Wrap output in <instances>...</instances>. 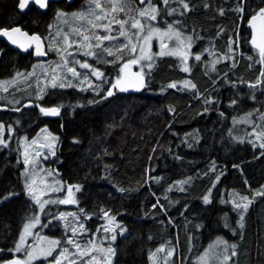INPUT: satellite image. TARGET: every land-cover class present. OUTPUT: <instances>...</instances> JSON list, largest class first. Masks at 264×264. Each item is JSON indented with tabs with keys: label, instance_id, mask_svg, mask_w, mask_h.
Instances as JSON below:
<instances>
[{
	"label": "trees",
	"instance_id": "trees-1",
	"mask_svg": "<svg viewBox=\"0 0 264 264\" xmlns=\"http://www.w3.org/2000/svg\"><path fill=\"white\" fill-rule=\"evenodd\" d=\"M132 1L138 6V0ZM82 2L60 1L52 3L44 13L36 9L19 13L14 7L16 0H0V25L12 23L29 34L44 37L57 8L72 12ZM205 2L211 7L203 8ZM234 3L235 0H192L193 9L183 16L161 13V27L165 21L178 19L181 30L194 37L192 52L208 49L201 61L190 58L189 73L182 71L177 59L165 57L157 61L150 75L146 71L144 89L117 92L105 101H99L91 90L64 88L48 90L41 100H23L15 106L0 103V121L15 129L8 147L0 146V192L13 189L22 193L24 165L19 140H32L46 127L59 138L54 164L60 179L65 184L82 186L78 206L90 210L87 224L93 228L91 233L98 232L101 222L96 216H100L101 208L110 209V214L128 230L115 242L113 264H150L149 252H157L169 241L175 250L174 264H196L206 245L217 237L237 245L238 254L229 264H264V199L254 200L246 213L245 226L240 229L235 224L237 213L229 195L232 191L252 195L240 171L232 167L234 163L241 165L251 188L264 184V159L253 160L264 149L240 144L229 136L232 117L260 110L264 104L259 90L254 101L245 98L238 105L228 103L239 90L248 92L247 85L240 81L253 80L260 67L256 59H247L256 54L244 40L247 22L228 11ZM258 3L251 0L252 7ZM220 7L226 10L224 16L218 14ZM237 25L241 40L236 51L229 53L227 37L233 35L235 39ZM219 28L225 32L218 36ZM0 49V79L28 71L37 62L32 53L21 55L2 40ZM221 56L226 60L217 62L215 71L205 74L208 62ZM52 57L47 52L46 60ZM101 68L109 77L116 72L112 66ZM224 74L236 85L225 82ZM184 80L196 84V90L167 87L170 82L179 84ZM195 91L202 95H194ZM206 96L218 102L205 105ZM93 98L98 102L90 104ZM27 103L32 105L27 107ZM56 104L62 107L60 116L54 118L44 116L36 107ZM16 108L20 111H14ZM74 138L78 142L74 143ZM221 171L224 175L212 189L211 203L204 205L201 197ZM149 176L161 179L149 180ZM153 204L157 207L153 208ZM30 205L23 194L0 202V249L5 250L0 255H6L7 249L14 246L26 218L33 214ZM226 222L230 227L224 226Z\"/></svg>",
	"mask_w": 264,
	"mask_h": 264
},
{
	"label": "snow or ice",
	"instance_id": "snow-or-ice-1",
	"mask_svg": "<svg viewBox=\"0 0 264 264\" xmlns=\"http://www.w3.org/2000/svg\"><path fill=\"white\" fill-rule=\"evenodd\" d=\"M14 7L19 10V13L32 11L33 9L46 11L51 7V0H16ZM193 7L192 0H155V2L154 0H138L135 14L130 15L133 12L132 0H87L85 7L71 13L57 8L54 13V19H66L71 16L75 21L79 22V25L72 29L76 34L75 39L69 40V36L66 33L63 35L65 47L62 50L58 49L59 55L62 57V63L51 68L52 75L46 80V85H50L52 89H56L57 87L63 89L75 87L76 85L73 83V80H76L82 85L86 84L88 89L95 92L96 96L99 97V101H105L110 97H114L117 92L123 93L130 89L136 91L144 89L146 87L145 68L148 70L147 74L150 75L154 64L153 54L151 53V41L154 37L159 41L160 49L154 55L160 57L166 55L179 57L183 65L182 71L189 73L191 71L189 57L191 56L196 61H201L203 52H207L208 49H204L202 52H190L194 37L187 35L181 30L180 25L182 22L178 19L171 22L165 21L164 26L161 27L158 26V18H162V12L168 17L177 14L183 16L190 12ZM202 7L208 9L211 5L205 2L202 4ZM217 11L221 16L226 14L224 7L218 8ZM228 11H231L239 20L247 22L248 35L244 37V40L251 45V50L256 54L255 57L248 56L247 59L250 61L256 59V62L260 66L258 69L259 74L253 80L240 81L241 84L247 85L248 92L245 93L243 89L239 90L236 98L229 99L228 103L231 106L243 103L245 98L253 101L256 100L255 93L257 90L260 91L261 96H264V0H259V3L255 7H252L251 0H235L234 5ZM48 27L51 28L52 25L49 24ZM223 32H225V29L219 28L217 35L219 36ZM239 32L240 25H237L235 39L233 35H228L227 37L229 53H234L239 47L241 40ZM56 35L59 36L60 32H57ZM0 37H6L12 45H17L19 48L25 50L34 45V54L37 57L46 55L42 47L44 37L37 33L29 34L27 31L22 30L21 27L13 26L12 23L0 26ZM68 49L82 52L84 57L93 58L95 63H90L88 59L76 60L73 58L70 60L68 57H71L72 53L68 52ZM0 54H3V49H0ZM209 54L211 55V53ZM241 55L243 56L244 53H241ZM216 62L217 60L208 62V69H206L205 74H208L209 70L215 71ZM101 64L111 65L116 69L115 75L111 77L106 76L105 71L99 66ZM77 65L80 69L87 71L83 73L78 71ZM134 66H139V70H133ZM249 67H252V65L250 64ZM69 74L71 78H69ZM16 75H20V73L17 72ZM90 76L95 77L99 83H93L89 78ZM219 78L218 75L216 79ZM224 79L225 82L231 83L233 86L237 83L236 81H229L226 74H224ZM182 83L186 88L193 90L197 88L196 84L190 80H184ZM213 83H215V80ZM167 87L176 88L177 83L174 81L170 82ZM43 91L44 88H40V92ZM40 92L37 93V99H42ZM194 95L202 94L195 91ZM97 102L95 98L89 101L90 104ZM217 102L211 96L204 97L205 105ZM36 107L39 108L40 113L44 116L58 117L61 114L62 105H36ZM169 110L171 111L172 109L170 108ZM207 110L205 108V111ZM14 111L19 112L20 109L16 108ZM220 115L223 116L224 113L221 112ZM251 117L252 112H248L242 117L244 123L253 124L250 133H245L244 136H232V129H229V136L240 144H243L245 139L248 138L247 142L254 148L256 147L255 141H259V148L264 149V124H255ZM260 119L264 120V113H261ZM233 123H236V117H233ZM14 130L12 124L0 121V145L8 147V138L11 137ZM41 131L46 132V127ZM48 136L52 137V140L47 144H41L39 148H47L54 155L52 143L56 138L51 133H48ZM25 139L21 138L22 146ZM73 142L76 143L78 141L74 138ZM31 143L32 145H36L37 140L34 138ZM40 155V150H36L34 155L30 154L26 149L23 153L24 171L21 172V176L24 177V183L22 193L13 189H5L3 192H0V202L23 194L31 202L30 206L33 212L31 216L26 218V222L19 232L18 239L14 241V246L7 249L6 255H0V264H32L39 256L51 257L48 264H64V261H67V264H76L77 260L80 261V264H112L111 256L115 254V249L111 246L107 248L98 246L91 239L83 246L77 242L75 237L78 235V230L84 231L85 225L78 222L79 217L75 213L59 212L58 217L56 215L52 216V220L65 221V227H70L72 234L67 236L66 242L44 236L40 237V240L44 242L43 244L36 243L33 245L28 243V238L34 235L32 229L36 225L41 224L40 213L45 211V206L49 204H76L77 199L75 198L74 191L81 192L82 189V186L79 184H66L67 194L63 195V198L55 200L42 199L46 192H62V187L57 185H62L65 182L57 180L48 184L42 178L37 181L36 170L38 164L36 158ZM258 159H264V151L260 153L259 157L253 156V160ZM232 167L240 171L244 186L252 193L251 197H249L235 191L229 192V195L232 197L233 210L237 213L235 224L238 228L243 229L246 213L249 211L250 205L253 204L257 197L264 199V184L259 185L256 189L251 188L248 179L244 177L241 165L234 163ZM29 168H31V172H29ZM47 175L51 176V171H48ZM223 175V171L217 174L212 181V187H209L201 197L204 205L211 203L212 189ZM148 179L159 181L161 178L149 176ZM187 182L177 181L175 183L182 184ZM40 185H44V187ZM118 191L123 192L126 190L119 188ZM225 202L227 203V201ZM152 207H157V204H153ZM80 211L81 213L84 212L83 209ZM110 211V209H100L102 217L107 222V227H104L103 231L107 238L115 240L116 229L119 227V224L116 221V216L110 215ZM69 218L75 222L71 226ZM84 219H89V216L84 215ZM224 226L226 228L230 227L227 222ZM119 231L123 233L125 229L120 227ZM232 231L235 232V229H232ZM108 234L111 235L109 236ZM62 243L70 245L75 249V252L70 251L67 246L61 247ZM236 249L237 245L235 243L229 244L228 241L217 237L216 241L210 244L200 255L199 262L200 264H228L231 257H235L238 254ZM163 250L164 246L161 245L157 249V252ZM4 251V249H0V253ZM15 253H24V256L21 257L15 255ZM100 254H103L102 257ZM171 256H173V250L168 249L167 255L164 258L165 264H167V258ZM153 257L154 254L150 253L149 259H153Z\"/></svg>",
	"mask_w": 264,
	"mask_h": 264
},
{
	"label": "rangeland",
	"instance_id": "rangeland-1",
	"mask_svg": "<svg viewBox=\"0 0 264 264\" xmlns=\"http://www.w3.org/2000/svg\"><path fill=\"white\" fill-rule=\"evenodd\" d=\"M87 4V0H83V2L77 7V10H81L83 7H85ZM132 6H133V12L130 13V15L135 14V8L137 7V3L132 1ZM73 12V11H72ZM71 13V12H68ZM52 27L49 29V32L44 36V44L46 47V52L50 53L53 57L49 60H44V61H37L34 65L35 67H31L30 70L28 71H21L19 72L20 75H16L14 73L11 77L6 78V79H0V103L2 104H7V105H12L15 106L18 103L22 102H29L28 100H41L37 99V93L40 92V88H44L43 92H40V96L43 98L45 94L47 93L48 90L52 89L50 85H46V80L49 79L52 75L51 68L55 67L57 64L62 63V57L59 55L58 49L62 50L65 47V44L63 42V35L66 33L69 36V40L75 39L76 34L72 31L73 28L77 27L79 25L78 21H75L71 16L67 17L66 19H54L53 23L51 24ZM158 26H160L158 24ZM116 27V26H113ZM60 32V35L57 36L56 33ZM122 39V38H121ZM171 43V42H170ZM75 48V46H73ZM194 48V43L192 42V48L190 49V52H192ZM159 41L154 37L153 40L151 41V53L153 54V59H154V64L153 66L157 63L158 60L165 58V57H173L177 59L181 66L183 67L181 60L177 56H170L166 55L163 57L160 56H155L154 54L159 52ZM68 52L72 53L71 57H68L70 60L71 59H88L90 63H95L93 58L91 57H84L82 52H77L73 51V49H68ZM191 56L189 57V61ZM218 63H223L226 59H224L223 56L221 57H216ZM216 62V63H217ZM100 67L104 66L103 64L99 65ZM111 66V65H108ZM77 69L80 72H86L87 70L85 69H80L79 66L77 65ZM103 70V69H102ZM133 70H139V66H134ZM59 71V70H58ZM147 69L145 68V72ZM31 73V75H29ZM115 75V74H114ZM113 75V76H114ZM69 78L70 74H69ZM93 83H99V81L96 80L95 77H89ZM82 79V77H81ZM73 83L76 85L75 87H66V88H74V89H86V90H91L88 89L86 84L82 85L79 83V81L73 80ZM177 87L179 88H186L184 87L183 83L177 84ZM56 89H61L57 87ZM64 89V88H63ZM83 90V91H86ZM141 90V89H140ZM139 90V91H140ZM92 91V90H91ZM135 92L136 90L130 89L127 92ZM95 93V92H94ZM15 94V95H13ZM262 108L257 112V109H254L252 112V117L251 119L254 121L255 124L260 125L264 124V120L260 119L261 113H264V104H262ZM245 114H242L240 116L236 117V123H233L232 119V136H244L245 133H250L253 128L252 123H244L242 120V117H244ZM233 118V117H232ZM48 133H50L48 130L46 132H40L37 134L35 139L37 140L36 145H32L31 141L32 140H24L23 141V146L21 139L19 140V146H20V151H21V156L24 158L23 153L25 149L30 153L34 155V152L36 150L41 151V155L36 158L37 160V170H36V178L37 181H39L41 178L48 184L52 183L53 181H61L63 182L60 177H59V172L55 168V154L57 151L58 147V142L59 138L55 135L52 134L56 139L52 143V150L54 151V155L51 154V152L48 151L47 148L40 149L39 146L41 144H47L52 140V137L48 136ZM247 139H245V143L247 142ZM254 139V138H253ZM235 141V140H234ZM11 142V139L8 138V143ZM237 142V141H236ZM256 146H259V142L255 141ZM249 144V143H248ZM251 145V144H250ZM3 146V145H0ZM252 146V145H251ZM51 171L52 175L49 176L47 175V172ZM29 172H31V168H29ZM22 181L24 183V177L22 176ZM41 187H44V185H40ZM59 187H62V192H46L45 196L42 197V199H49V200H55L58 198H63V195L67 194V188L66 184L62 183V185H57ZM78 193L74 191L75 198L77 199L76 204L72 205H62V204H49L45 206V211L40 213V218H41V224L36 225L34 229H32L34 235L28 238V243L29 244H36V243H41L43 244L44 242L40 240V237H48L50 239H58L62 240V242H66L67 236L71 235V230L70 227L66 228L65 227V221L61 220H52V216L56 215L58 217L59 212H68V213H75L79 217V223H83L85 225V230L80 231L78 230V235L75 237L77 242L81 243L83 246L88 240H93L98 246H103L104 248H107L111 246L113 249H115V242L119 237H123L128 233V230L126 227H124L120 222H118L119 227L116 229V239L111 240L106 237L103 228L107 227V222L106 220L102 217V214H100L99 217L96 216V218L99 219L100 226H99V231L95 234L91 233L92 232V227L87 224L88 219H84V215L90 216L89 213L90 210L83 209L84 212L81 213V209L78 206L79 205V199H78ZM232 204V203H231ZM111 215V214H110ZM90 219V217H89ZM47 220V221H45ZM45 221V222H44ZM53 222H57L58 225H52ZM75 222L69 218V224L70 226L74 224ZM123 227L125 231L121 233L119 231V228ZM23 228V227H22ZM22 230V229H21ZM38 234V235H36ZM109 236L111 234H108ZM215 240L209 242L204 250L208 248L210 244H212ZM231 244V243H229ZM67 246L69 247L70 251L73 253L75 252V249H73L70 245H66V243H62L61 247ZM164 250L159 251V252H149L148 258L150 256V253H154L153 260L149 259L150 264H165V256L167 255V250L171 249L173 250V256L167 258V264H174V257H175V250L174 247L172 246L171 242H167L166 244H163ZM222 247V246H221ZM160 248V247H159ZM204 250L200 253V255L204 252ZM58 254V253H57ZM230 254V253H229ZM15 255H19L21 257L24 256V253H15ZM103 254H100L102 257ZM196 259V264H200L199 262V257ZM234 257H231V259ZM230 259V261H231ZM51 260V257H43L39 256L36 260L32 262V264H37L44 262L45 264H48V261ZM111 261L112 264L114 262V255L111 256ZM228 262V264L230 263ZM64 264H67V261H64ZM76 264H80V261L77 260Z\"/></svg>",
	"mask_w": 264,
	"mask_h": 264
},
{
	"label": "water",
	"instance_id": "water-1",
	"mask_svg": "<svg viewBox=\"0 0 264 264\" xmlns=\"http://www.w3.org/2000/svg\"><path fill=\"white\" fill-rule=\"evenodd\" d=\"M59 1H62V0H51V3H57V2H59ZM67 3H72L74 0H65ZM19 11V10H18ZM47 11V10H46ZM45 10H40L39 12H41V13H44V12H46ZM1 26V25H0ZM0 40H2L3 42H5L6 43V45L8 46V47H10L11 49H13V50H16V51H18L21 55H25V54H28V53H32V55H33V57H34V59L36 60V61H44V60H46L47 59V53H46V55H44V56H41V57H37L35 54H34V52H35V47H34V45L33 46H31V47H29L28 49H21V48H19L17 45H12L8 40H7V38L6 37H0ZM251 46V45H250ZM42 47H43V49H44V51L46 52V47H45V44H44V42L42 41ZM32 104L31 103H27L26 104V106L27 107H29V106H31ZM49 117V116H48ZM50 118H54V117H50Z\"/></svg>",
	"mask_w": 264,
	"mask_h": 264
},
{
	"label": "flooded vegetation",
	"instance_id": "flooded-vegetation-1",
	"mask_svg": "<svg viewBox=\"0 0 264 264\" xmlns=\"http://www.w3.org/2000/svg\"><path fill=\"white\" fill-rule=\"evenodd\" d=\"M60 2V1H59ZM61 2H66L65 0H62ZM67 3V2H66ZM52 4V3H51Z\"/></svg>",
	"mask_w": 264,
	"mask_h": 264
}]
</instances>
